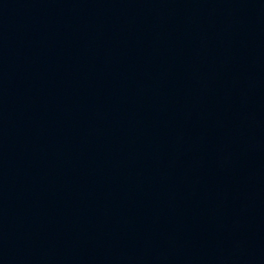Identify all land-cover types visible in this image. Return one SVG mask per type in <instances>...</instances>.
Returning <instances> with one entry per match:
<instances>
[{"label":"water","instance_id":"obj_1","mask_svg":"<svg viewBox=\"0 0 264 264\" xmlns=\"http://www.w3.org/2000/svg\"><path fill=\"white\" fill-rule=\"evenodd\" d=\"M0 264H264V0H0Z\"/></svg>","mask_w":264,"mask_h":264}]
</instances>
